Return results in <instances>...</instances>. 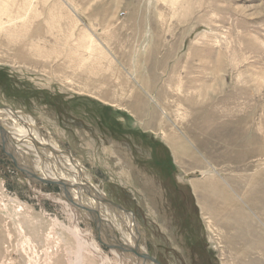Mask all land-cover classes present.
<instances>
[{
  "label": "rangeland",
  "instance_id": "1",
  "mask_svg": "<svg viewBox=\"0 0 264 264\" xmlns=\"http://www.w3.org/2000/svg\"><path fill=\"white\" fill-rule=\"evenodd\" d=\"M15 3L34 21L25 36L46 14L69 28L38 42L33 65L0 32V109L32 120L49 146L29 150L1 123L15 158L0 135V264H139L99 241L77 205L106 212L101 228L124 246L93 195L33 183L24 167L49 182L83 175L133 215L138 248L158 264H242L238 214L264 237V0H0L1 22ZM263 237L249 264H264Z\"/></svg>",
  "mask_w": 264,
  "mask_h": 264
},
{
  "label": "bare ground",
  "instance_id": "2",
  "mask_svg": "<svg viewBox=\"0 0 264 264\" xmlns=\"http://www.w3.org/2000/svg\"><path fill=\"white\" fill-rule=\"evenodd\" d=\"M52 8H55V6H53ZM11 9H13V10L10 11L9 8H8V5L1 6V11L4 13V16L7 19V22L3 23V22L0 21V32H4L5 33L4 37L12 36L11 39H10L11 41H18V40L20 41L18 47L16 48L15 55L18 56L17 58L21 62H25V63L31 64V65L37 64L38 61L34 60V59H31V58L43 56L41 54V51L43 49L40 50V46H38V42L40 40L42 41V39H44L46 36L53 37L52 36V29H54V26H56V25L59 26L60 28H62L63 30L69 28L66 25H61L59 22L55 21L57 18H55L54 15L46 14L44 16V19L46 21L43 24V26L48 24V26H51L50 29L49 30H44L42 25L36 26L37 28H34V30H32L31 32L28 30L27 31L28 33L25 36V27L28 24L31 25L32 23H34V21H32V17H29L28 22L25 23V17L29 16V15L25 16L27 14V12L25 13V3H15V4L11 5ZM35 17L38 18L39 15H36ZM32 26L33 25H31V27ZM10 44H12V42H10ZM4 45H7V44H4ZM88 55L90 57L89 60L93 59L92 57L94 55H93V52L91 50H89ZM99 59H100V56H99ZM100 62H101L100 60L99 61L92 60V61L89 62V66L97 65L98 69H97L96 75L102 76V74H103L102 72H104V70H103L102 64ZM81 63H82V65H86V63H84V62H81ZM100 82L102 84H104V87H107V88L115 87L113 82L112 83H109V82L107 83V80H105L102 77H100L97 80L96 84L98 83V85L101 86ZM94 86H95V84H94ZM107 91H108V89H107ZM103 93H105V92H101V96H106V94L104 95ZM99 94H100V92H99ZM99 97H100V95H99ZM167 97H170V95H168ZM116 99H120V97L116 96ZM1 123L3 125H5V126L7 124L10 125L9 126L10 129L8 131H4V132H6L7 134H11V135L16 136L20 141H24L25 145H30L31 148L28 147L29 150L35 149V151H38L37 147H39V146H43V147L44 146H48L45 143L44 139L42 140L41 139L42 137L38 136L36 130L34 129L35 123L32 120H30L29 118L25 117L19 111L11 110L10 108L0 109V135H1V138H2L3 143H4V145L3 144L2 145H3V148L5 150L9 151V152L11 151L10 150V140L7 138V135H4L3 131H1V130L4 129V128L1 127V125H2ZM27 135H30V136H27ZM48 149H50V148H48ZM39 151H40V149H39ZM43 151H44V149H43ZM56 152H57V150L52 148L51 152H48L47 154L49 156L51 155V156L60 158L61 161L62 160L63 161L64 160L67 161L68 164H70L72 169H76L77 171H78V169L81 170V167L74 160H71L70 157L61 156L59 154L57 156L55 154ZM10 153H11V156L14 157V155L12 154V151ZM24 168H25L24 170L29 173V175L26 174L27 177L33 183L34 182L35 183H41V181H43V182L44 181H46V182L48 181L46 178L37 179V177L33 174V172L29 168L28 169L26 167H24ZM19 169H22V168H19ZM77 171H76V173H77ZM207 173L208 172H203L202 176H204ZM77 174H78L77 181H79V183L76 184V185L75 184H69L68 182H65L64 181V177H57V179L54 178L55 180H52V182H55V183H58V184L62 185L60 187L61 190L65 189L66 187L69 186V187H71V188H73V189H75L77 191H85L89 195L90 198L93 195V200H94L95 203H97L96 202V197H98L99 199H102V198L106 199L105 195L101 191H99V189H98V187L96 185H93L89 180H86L83 175L81 176V174H79V173H77ZM209 181H211V180H209ZM42 184H46V183H42ZM81 187H83V188H81ZM200 187H201V192L204 191L205 194H207V193H209L208 191L214 190V182L211 181L210 183H207L205 185H201ZM192 188L194 189L195 194L201 193L200 190H198V188H199L198 186L196 188L195 185H192ZM215 191H217V190L215 189ZM218 192H220V194L224 195L223 191L219 190ZM223 198H227L229 203L232 202L231 199L228 196L227 197H223ZM95 203H93L91 201L90 206L92 207L93 204H95ZM95 206L97 207V205H95ZM100 206L103 207V208H106L103 211L110 210V212L113 214L115 219L119 220L117 225L114 224L115 226L113 225V223H111V222H109V223L111 224V231L112 232L115 231V232L120 234V237H121V240H122L121 242L123 243L124 246L119 245V244H115V243L114 244L111 243V241L108 240V237L110 235L106 236V232L103 230V228H101L102 227V220L104 218L106 219V217H105L106 212H104V215L101 214V217H100L99 214H98V210L91 209V210H95L97 212L98 218H97L96 215H89L88 213L87 214L93 220L95 225L97 226V234H98L99 241L102 244L108 246L111 249L116 248V249H119V250L127 251V252H125L127 254H130V252L134 251V250H138L139 252L145 254V250H144L143 247H142L143 249L138 248V245H139L140 241H139L138 235L135 233V229L138 227V224L134 221V218H132V214L128 213L124 209L120 210L119 209L120 206H118V205H116V208L113 209V210L110 209L109 207L105 206V205L102 206V204H100ZM235 211L239 212L238 209L235 210ZM234 213L235 212H233V214ZM225 214H223V215H225ZM239 214H238V218L239 219H238L237 225H239V224L242 225V226L239 225V228L242 231V232L241 231L240 232L243 233V235L241 234V236L244 239H241L240 242L242 243V245L239 248H237L236 251H238L240 253L243 252V257H244L245 260L243 259L242 261L244 263L246 261V259H247L248 261L245 262V264H249V261H250L249 258H250V254H251V251H252L250 242L253 240L254 237L262 239L263 235L260 233L259 236H257L258 232L256 234L255 233L256 231L254 229H252L251 227H249V224H248L247 220L245 219V216L242 215L241 212ZM235 216H237V215H235ZM97 219H100L99 222H97ZM105 219H104V223H106ZM107 223H108V221H107ZM253 227H254V225H253ZM237 228L235 227L234 229L236 230ZM234 241H236V240H234ZM257 242H258V240H257ZM140 245H141V243H140ZM234 245H235V243H234ZM256 245L258 246V244H256ZM180 253H182V252H180ZM183 254H184V252H183ZM239 258H241V257H239ZM141 261H142V259L138 260L139 264H141ZM261 261H264V252H262V260ZM145 263L146 264H154V263L149 262L147 260H145ZM240 264H241V262H240Z\"/></svg>",
  "mask_w": 264,
  "mask_h": 264
},
{
  "label": "water",
  "instance_id": "3",
  "mask_svg": "<svg viewBox=\"0 0 264 264\" xmlns=\"http://www.w3.org/2000/svg\"><path fill=\"white\" fill-rule=\"evenodd\" d=\"M12 161H13L14 165L16 167H18L16 165V162L13 159H12ZM19 170L22 171L25 174V170H23V169H19ZM41 183H53V184L57 185L58 187L62 186V185H60L58 183H55V182H48V181L47 182L46 181L43 182V181H41ZM81 188H83V187H81ZM96 202L98 203L99 206H100V204H102L103 206L105 205V206L109 207L112 210L116 208V205L113 202H111L110 200H107V199H103V198L99 199L98 197H96ZM77 206H78L79 209L81 208V210L86 211L89 215H96L97 216V212L95 210L87 209V208H85L83 206H79V205H77ZM119 209L122 210V208H120V207H119ZM97 218H98V216H97ZM132 218H133V215H132ZM99 220L100 219H97V222H99ZM95 231L97 232V226L96 225H95ZM115 250L119 251L120 253L127 252V251H123V250H119V249H115ZM130 253H133V255L135 257L139 258V259L147 260V261L152 262L154 264H158V262L154 258L149 257L148 255L143 254V253L139 252L138 250L131 251Z\"/></svg>",
  "mask_w": 264,
  "mask_h": 264
}]
</instances>
